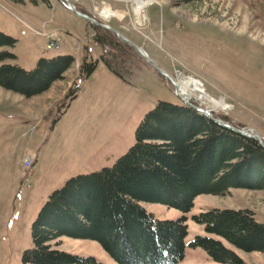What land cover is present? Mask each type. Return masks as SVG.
<instances>
[{
    "label": "rangeland",
    "instance_id": "rangeland-1",
    "mask_svg": "<svg viewBox=\"0 0 264 264\" xmlns=\"http://www.w3.org/2000/svg\"><path fill=\"white\" fill-rule=\"evenodd\" d=\"M71 1L140 46L173 77L181 97L231 125L252 130L264 141V0ZM139 1L147 17L140 24L134 10ZM106 7L122 13V18H101L99 11L103 8L107 14ZM17 17L35 26L49 21L62 34L60 49H46L38 35H23ZM97 29L117 38L77 16L61 0H0V31L15 40L7 48L15 58L6 62L24 69L34 68L41 57L76 58L78 50L80 63L84 57L98 60L110 47L94 41ZM119 41L130 48L127 71L115 75L98 60L89 77L78 78L72 99L65 95L72 83L67 87L68 79L78 76L77 60L40 94L24 97L0 87V264H28L22 256L33 247L32 223L54 190L71 177L112 166L134 143L138 124L159 101L183 103L169 80ZM25 156L34 159L30 169L23 167ZM140 204L158 219L185 217V254L177 264H229L189 244L205 234L193 214L214 207L250 208L264 223L262 189L200 194L187 212L158 202ZM56 240L57 248L68 253L118 264L95 240ZM237 253L245 264H264V252Z\"/></svg>",
    "mask_w": 264,
    "mask_h": 264
},
{
    "label": "trees",
    "instance_id": "trees-1",
    "mask_svg": "<svg viewBox=\"0 0 264 264\" xmlns=\"http://www.w3.org/2000/svg\"><path fill=\"white\" fill-rule=\"evenodd\" d=\"M94 41L110 47L98 60L112 73L127 71L130 48L100 29ZM14 42L0 31V87L24 97L47 90L74 62V56L58 54L24 69L6 62L15 58L7 49ZM98 60L83 58L65 97L76 96L78 78L89 77ZM230 188L264 190V148L186 104L159 101L138 124L134 143L112 166L71 177L48 196L32 223L33 247L22 259L28 264H103L57 248L56 239L69 236L97 241L118 264H177L185 254V217L158 219L140 202L187 212L196 196L220 195ZM191 218L205 234L189 244L204 248L217 262L245 264L237 251L264 252V223L250 208L214 207Z\"/></svg>",
    "mask_w": 264,
    "mask_h": 264
},
{
    "label": "water",
    "instance_id": "water-1",
    "mask_svg": "<svg viewBox=\"0 0 264 264\" xmlns=\"http://www.w3.org/2000/svg\"><path fill=\"white\" fill-rule=\"evenodd\" d=\"M72 12H74L77 16H79L80 18L92 23V24H95V25H98L110 32H112L119 40L129 44L130 46H132L135 50V52L142 58L144 59L145 61H147L148 63H150L161 75H163L167 80H169V82H171V84L173 85L174 89H175V93L179 96V98L182 100V102L190 107H192L194 110H196L197 112L207 116L210 120H212L213 122H215L216 124L226 128V129H229V130H232L242 136H245L247 138H252V139H255L259 142V144L264 148V141L262 140V138L255 132H253L252 130H249V129H246V128H239V127H236L234 125H231L219 118H216L214 117L212 114H211V110L209 109H206V108H202L194 103H192L191 101L189 100H186L184 99L183 97H181L178 93V88H177V83L176 81L171 77L169 76L165 71H163L159 66L158 64L152 60L150 57H148V55L146 54V52L138 45L132 43L128 38H126L119 30L111 27L110 25L108 24H104L100 21H98L96 18L78 10L76 8V6L74 5V3L71 1V0H61Z\"/></svg>",
    "mask_w": 264,
    "mask_h": 264
},
{
    "label": "built area",
    "instance_id": "built-area-1",
    "mask_svg": "<svg viewBox=\"0 0 264 264\" xmlns=\"http://www.w3.org/2000/svg\"><path fill=\"white\" fill-rule=\"evenodd\" d=\"M19 22L24 26L22 34L31 33L45 39V48L48 50H59L61 47V33L55 27L50 26L49 21L42 22L40 26H35L24 19L17 17ZM33 164V158L25 156L23 158V167L29 169Z\"/></svg>",
    "mask_w": 264,
    "mask_h": 264
},
{
    "label": "crops",
    "instance_id": "crops-1",
    "mask_svg": "<svg viewBox=\"0 0 264 264\" xmlns=\"http://www.w3.org/2000/svg\"><path fill=\"white\" fill-rule=\"evenodd\" d=\"M107 8V14H104V13H102V10H103V8L102 9H100V11H99V16L101 17V18H103V19H106V20H108L109 18H111V17H117V18H122V13H120L119 11H113V10H111L110 8H108V7H106ZM15 16V15H14ZM146 16V15H145ZM16 17V16H15ZM20 18H22V17H20ZM147 18V17H146ZM17 19V18H16ZM23 19V18H22ZM18 20V19H17ZM25 20V19H24ZM19 21V20H18ZM28 34H31V33H28ZM43 38V37H42ZM61 38H62V34H61ZM44 39V38H43ZM44 42H45V40H44ZM77 60V63H79L80 64V60H81V52H80V50H78V56L75 58L74 57V62ZM75 77V75L74 76H72V77H70V79H68V82H67V87L70 85V83L73 81V78Z\"/></svg>",
    "mask_w": 264,
    "mask_h": 264
},
{
    "label": "bare ground",
    "instance_id": "bare-ground-1",
    "mask_svg": "<svg viewBox=\"0 0 264 264\" xmlns=\"http://www.w3.org/2000/svg\"><path fill=\"white\" fill-rule=\"evenodd\" d=\"M142 3V1H139L137 4V7L134 9L135 10V15H136V21L138 22V24L140 23H145L146 22V16L144 14H142V12L140 11V4ZM142 25V24H141ZM178 88V87H177ZM179 93V92H178ZM180 95V94H179Z\"/></svg>",
    "mask_w": 264,
    "mask_h": 264
}]
</instances>
